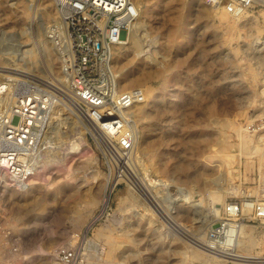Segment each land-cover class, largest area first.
Instances as JSON below:
<instances>
[{"label": "rangeland", "instance_id": "obj_1", "mask_svg": "<svg viewBox=\"0 0 264 264\" xmlns=\"http://www.w3.org/2000/svg\"><path fill=\"white\" fill-rule=\"evenodd\" d=\"M135 1L142 8V45L124 48V56L114 65L123 89L149 91L145 102L134 110L135 118L142 110L149 115L140 120L137 132L146 149L136 145L132 158L123 163L102 155L88 135L78 106L64 97L68 92L64 69L75 50L55 4L51 0H0V31L8 33L3 37L7 47L3 52L0 48V65L27 67L18 60L27 48L35 56L29 66L34 77L17 76L13 87L18 81L30 82L53 92L56 98L50 116L58 112L74 118L88 141L81 152L69 153L65 145L56 152L54 147L49 154L59 161L49 162L45 156L41 164L45 170L30 182L44 186V198L65 182L90 184L94 192L83 206L78 205L80 215L66 194L58 202L48 199L44 207L24 206L17 192L10 190L17 188L5 181L0 187V264H54L46 252L50 246L76 245L84 248L83 264H264V220L257 219L252 209L243 208L233 219L226 213L230 204L264 201V0L240 16L228 11L227 0L220 5L209 0ZM120 36L125 39L127 31L122 30ZM126 78L141 79L129 86ZM4 84L5 89L13 88ZM156 122L158 127L152 128ZM65 128L62 124L61 129ZM49 131L54 146L50 118ZM154 159L159 162L157 170L150 163ZM179 165L185 171L177 170ZM135 173L147 182L148 174L165 181L153 191H159L168 212L175 208L173 216L181 229L149 204L139 189L132 190ZM106 194L109 203L101 213ZM210 195L221 197L213 204ZM95 196L100 202L91 205ZM201 199L205 203L199 213L189 217L186 202L200 203ZM148 204L156 213L152 222L144 216ZM214 209H219L218 216ZM227 218L236 226L248 225L245 244L249 249L244 244L241 252L259 256L261 262H239L212 253L221 247L210 245L211 230H218ZM98 232L122 242L113 261L106 262L108 246ZM126 232L134 237L132 245L122 237ZM216 236L223 246L226 237ZM39 244L46 250L41 254L35 252ZM198 250L203 252L200 260L190 256Z\"/></svg>", "mask_w": 264, "mask_h": 264}, {"label": "built area", "instance_id": "obj_2", "mask_svg": "<svg viewBox=\"0 0 264 264\" xmlns=\"http://www.w3.org/2000/svg\"><path fill=\"white\" fill-rule=\"evenodd\" d=\"M51 1L67 25L75 50L73 59L65 65L68 92L63 95L80 109L88 135L102 155L124 163L132 158L136 147L138 123L134 110L146 98L141 88L121 87L114 48L129 39L131 26L140 17L139 6L135 0ZM209 1L217 5L224 2ZM257 2L227 0L224 6L240 16ZM122 30L127 31L125 39L120 36ZM18 83L10 89L0 86V187L10 180L21 190L30 186L47 151L54 149L49 118L56 96L30 82ZM252 203L256 218L264 220V201ZM242 212L243 204H230L226 209L232 219ZM231 218L218 230H211L210 237L215 238V231L223 232ZM83 249L82 245L59 248L54 264H83Z\"/></svg>", "mask_w": 264, "mask_h": 264}, {"label": "bare ground", "instance_id": "obj_3", "mask_svg": "<svg viewBox=\"0 0 264 264\" xmlns=\"http://www.w3.org/2000/svg\"><path fill=\"white\" fill-rule=\"evenodd\" d=\"M223 9V7H221ZM140 14H141V10L142 8H140ZM48 12V11H47ZM49 13V12H48ZM239 21V20H238ZM43 25V24H42ZM45 26V25H44ZM58 27H61L60 24L57 25ZM43 27H41L42 29ZM44 29V28H43ZM59 29V28H58ZM2 30V29H1ZM6 31V30H5ZM1 33V31H0ZM62 32H60L61 34ZM8 34V33H7ZM6 32H2L1 33V37H0V48L2 49L3 47H7V44H3V37L5 35H7ZM10 34V33H9ZM42 34V33H41ZM144 35V34H143ZM9 36V35H8ZM8 38V37H6ZM141 38H142V22L140 21V19H138L132 26H131V32H130V36H129V39L123 43V45H119V46H116L114 48V64H116L118 58L120 57H123L124 56V48L126 47H133L135 49H140L141 48ZM11 40V39H9ZM47 41V39H46ZM9 43H11L10 41H7ZM6 43V42H4ZM14 45V44H13ZM14 48V47H13ZM10 50V49H9ZM2 52L4 51L3 49L1 50ZM8 51V50H7ZM5 53V52H4ZM7 54V52H6ZM7 59V58H6ZM35 59V56L34 54L32 53V50L31 49H26L24 52H23V57L21 59H18L19 61H22L23 63V66L24 64L27 65V67H22L23 69H20L19 68H14V67H9V66H6V65H0V72H5V73H0V76H1V79H0V86L1 88L2 87H7L4 83L8 84L9 87H13V85L15 84L14 82L17 80V76H20V77H24V78H33L34 77V74H32V72L30 71L31 65H33V62ZM5 60V58H4ZM6 61V60H5ZM135 77V76H134ZM4 79H7L6 81H4ZM141 79V78H140ZM140 79L138 78H132V79H129V78H126V80L128 81L127 82V85L129 86H133V85H136L139 83ZM22 80V79H21ZM25 80V79H24ZM122 80L124 81L125 78H122ZM3 85V86H2ZM145 94V97L147 98L149 96V91L146 89V88H141ZM153 90V89H152ZM153 92V91H152ZM79 109V108H78ZM55 110V109H54ZM80 111V109H79ZM58 113V112H57ZM57 113H54L52 114V116H50V128L52 129V132L55 134V138L53 137V139L56 140L55 142V151L60 149L62 145H65V151H68L69 153H75V152H81L83 150V147L85 145L88 144V141H87V138L85 136V133L81 130H79L78 126L76 125V122L74 120V118L70 117L69 115H65L64 114V117H61V115L57 114ZM57 114V115H56ZM138 115V116H137ZM137 117H136V120H137V123L140 122L141 119L145 118L147 115L146 111L145 110H142L139 112V114L137 113ZM62 124H66V128L65 130H62L61 127H62ZM156 128L158 127V123H152V128ZM67 134V135H65ZM65 136V137H64ZM67 137V138H66ZM250 137V136H249ZM138 140L136 142V145L138 146V148H140V150L142 149V151H144V149H146V147H141V138L142 136L141 135H138ZM247 138V137H246ZM246 141H248L247 139H245ZM244 140V141H245ZM145 143V142H144ZM48 152V151H47ZM57 152V151H56ZM49 153V152H48ZM47 159L50 161H54L56 162L57 160L59 161V157L57 156V158L54 156L51 157V154H49L48 156H46ZM47 159L44 161V164L45 162L47 161ZM154 169L157 170L159 168V162L154 159V160H151V162ZM80 164V163H79ZM86 164V163H85ZM88 164V163H87ZM84 165V164H83ZM82 166V165H81ZM86 166V165H85ZM78 167V166H77ZM83 167V166H82ZM45 165L44 167L42 166L40 171L37 173V175L39 174V176L42 174V172L45 170ZM176 169L179 170V171H185L186 167L183 166V165H179V166H176ZM147 170V169H146ZM173 170V169H172ZM169 172L171 171V169L168 170ZM174 171V170H173ZM136 175H133V179H132V182H131V185H132V190H135V189H139V191H141L143 193V195L145 196V198L149 201V204L151 205H155L157 206L158 208L157 209H160L159 211H161L160 213L162 215H164V217L170 222L172 223L175 227L177 228H180V223H178L175 219V217L173 216L174 212L172 210H175L174 207L172 208H169V210H171V212L165 208V206L162 204L166 201H163L160 196L158 194L159 191L155 192L153 191V189L157 190L159 187H161L163 184H165V181L162 179L160 180H156V179H153L152 175L148 174L147 175V180L148 182L146 181V179H144L143 177H140V175L138 173H135ZM75 177V175H73ZM72 177V176H71ZM73 177V178H74ZM68 178V177H67ZM72 178H70L71 180ZM87 179V178H86ZM89 180V179H88ZM87 180V182H88ZM168 181V180H167ZM170 182V181H168ZM167 183V182H166ZM6 184V183H5ZM48 185V184H47ZM90 185V184H89ZM83 186L82 184H72V183H62L60 186H57L54 188V190L52 191L51 193V196H48V198H44L42 196V191H43V187L41 185V183L39 182H30V186L27 187L26 189H21V190H17V189H10V190H13L15 192H17L18 196H19V200L20 202L23 203V205L25 206L26 204H30L32 206V208H34V206L36 207H44V205L46 204L47 200L48 199H52V201L54 202H58L60 199L61 196H64L65 194L67 195V197L69 198V200H71L73 202V204L75 205L74 206V212L77 213V214H80L81 212L79 211L78 209V205H82L83 206V202L86 201V199L88 197L91 196V194H94V192H92L93 188L91 186ZM102 187V186H101ZM164 188V187H163ZM3 189V188H2ZM99 189V188H98ZM8 190V189H7ZM155 190V191H156ZM9 191V190H8ZM19 191V192H18ZM208 191V190H207ZM161 192V191H160ZM141 193V194H142ZM209 193V192H208ZM98 194V192H97ZM130 194V193H129ZM219 195V194H218ZM218 195H210L212 197V203L214 204L218 199L220 200V197ZM164 196V195H163ZM166 196V195H165ZM66 197V199H67ZM109 197L110 195L109 194H106L104 195V198L102 199V204H103V208L102 210L100 211L101 213L106 209V207L108 206V203H109ZM133 197V196H132ZM210 197V198H211ZM136 198V197H134ZM163 198V197H162ZM167 198V197H165ZM209 198V197H208ZM188 199V198H187ZM136 200V199H135ZM162 200V201H161ZM202 200V199H201ZM200 200V203H194L193 201H189V202H186L188 203V206L187 208L189 209L190 212H188V216L189 217H195L197 215V213H199L200 211V206L201 204L205 203L203 202V200L201 201ZM51 201V202H52ZM146 201V200H145ZM90 202H91V205L92 204H96L97 202H100V199L98 198V196H95V197H92L90 199ZM209 202V201H208ZM21 204V203H20ZM72 204V205H73ZM149 204L147 205V209H146V214H144V216L146 215V218L149 220V222H152L154 221V218L156 217V213L154 212V210L152 209V206L150 207ZM166 204V203H165ZM170 204V203H169ZM202 204V205H203ZM21 206V205H20ZM169 206V205H168ZM252 206H253V203L252 202H245L243 204V208H245L247 211H251L252 209ZM80 207V206H79ZM203 207V206H202ZM204 208V207H203ZM34 210V209H32ZM31 211V210H29ZM28 211V212H29ZM32 212V211H31ZM20 213V212H19ZM23 213V212H22ZM73 213V212H72ZM214 213L218 216L219 214V209H214ZM247 213V212H246ZM72 215V214H71ZM76 215V214H75ZM81 215V214H80ZM142 215V214H141ZM175 215V214H174ZM78 216V215H77ZM97 217V215H96ZM99 217V216H98ZM204 218V217H203ZM73 219V218H72ZM78 219V218H77ZM81 219V216L80 218ZM94 222V221H93ZM171 224V225H172ZM238 223H236L237 225ZM235 223H232V222H229L228 223V226L225 230H223V232H218V231H215L214 233H220V234H223V237L225 236V240L226 242L223 243V246H221V244H219L218 240L217 239H213V243L210 244V245H216L218 248L220 249H216L217 252H212L214 253L215 255L217 256H220V257H224V258H228V259H232V260H236V261H244V262H261V258L259 256H253V255H246L244 253H242L241 251L242 250H247V248L249 246H247L245 243L247 242L248 243V237H247V228H248V225L246 224H240L239 226H236ZM91 227V224H89V226L87 227V230ZM52 229V228H51ZM104 229V228H103ZM181 229V228H180ZM49 231V230H48ZM51 231V230H50ZM54 231V230H53ZM52 231V232H53ZM252 232V231H251ZM51 233V232H50ZM87 233V231H86ZM249 233V232H248ZM129 233L126 232V234L124 233L123 236L121 234V236L124 238V241L129 243V244H133L134 243V237H132L131 235H128ZM216 234V235H217ZM205 236V235H204ZM204 236L203 239H204ZM98 237L99 238H104L105 240V243L107 244L108 246V249L105 251V255H106V262H109V261H113L114 259H116V251L118 249V247L120 248L119 245H121L120 243V240L119 239H116L112 236H108L107 234H103L102 232H98ZM97 237V238H98ZM217 237V236H215ZM250 238V237H249ZM252 238V237H251ZM66 239V237L64 238V240ZM200 239V238H199ZM205 241V239H204ZM251 241V240H250ZM249 241V243H250ZM54 242V241H53ZM59 242V241H58ZM64 242V241H63ZM210 242V241H209ZM51 243V242H50ZM124 243V242H123ZM211 243V242H210ZM209 244V243H208ZM244 244L246 245L245 249L243 248L244 247ZM48 245V244H47ZM54 245V244H53ZM106 246V245H105ZM205 247V246H204ZM210 247V246H209ZM217 247H214V248H217ZM35 248V247H34ZM212 248V247H211ZM59 249V246H50L49 250L46 251L45 250V247L43 244H39L36 246V249H35V252L37 251V253H42V252H47V255L49 256V259L48 260H52V262H54L55 260V257H56V254H57V251ZM207 249V248H206ZM249 249V248H248ZM103 250V249H102ZM188 250V248H187ZM191 250V249H190ZM197 250V249H195ZM209 250V248H208ZM184 251V250H183ZM192 251H194L192 249ZM213 251V250H212ZM249 251V250H248ZM186 252V250H185ZM211 252V251H210ZM184 253V252H183ZM191 253V257L192 258H197V260H200L201 258V255H202V251L198 250V251H195V252H190ZM45 254V253H44ZM186 255H188L186 253ZM184 257H185V254H184ZM201 257V258H200ZM211 258V257H210ZM217 258V257H216ZM219 258V257H218ZM217 258V259H218ZM37 259V258H36ZM39 259V258H38ZM220 259V258H219ZM192 260V259H191ZM203 260V259H202ZM45 261V260H44ZM105 261V259H104ZM33 262V261H32ZM38 262V261H37ZM41 262V261H40ZM39 262V263H40ZM220 262V261H219ZM36 263V261H35ZM45 263V262H44ZM48 263L50 264L51 262L48 261ZM112 264V263H111ZM238 264V263H237ZM240 264V263H239Z\"/></svg>", "mask_w": 264, "mask_h": 264}]
</instances>
